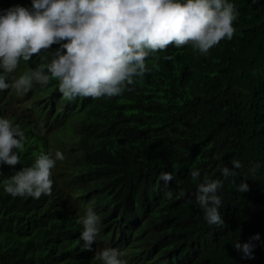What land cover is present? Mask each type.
I'll use <instances>...</instances> for the list:
<instances>
[{
    "label": "trees",
    "instance_id": "obj_1",
    "mask_svg": "<svg viewBox=\"0 0 264 264\" xmlns=\"http://www.w3.org/2000/svg\"><path fill=\"white\" fill-rule=\"evenodd\" d=\"M14 1L0 0V12L32 6ZM232 2L231 39L207 54L191 43L157 50L146 58L152 70L122 94L68 99L55 77L25 92L0 90V116L26 136L20 163L0 164V180L40 150L65 156L51 169L52 191L39 198L0 185V264H102L92 257L103 247L118 248L127 264H264V0ZM39 62L38 54L21 59L9 79ZM231 159L241 167L223 178V223L210 225L195 202L197 183L219 177ZM161 171L173 173L168 185ZM244 178L249 188L240 192ZM86 206L101 219L92 251L78 241ZM256 233L254 256L242 258L236 240Z\"/></svg>",
    "mask_w": 264,
    "mask_h": 264
},
{
    "label": "clouds",
    "instance_id": "obj_2",
    "mask_svg": "<svg viewBox=\"0 0 264 264\" xmlns=\"http://www.w3.org/2000/svg\"><path fill=\"white\" fill-rule=\"evenodd\" d=\"M237 16L232 0H32L31 8L9 6L0 12V90L25 92L34 82L45 85L55 77L59 91L68 99L116 96L137 77L150 72L146 58L169 44L179 47L191 43L195 50L207 54L221 39H231ZM53 44L58 47L49 51ZM33 54L39 55L36 67L10 80L9 74L20 72V60L29 61ZM25 139L18 124L0 116V164L20 163L19 150ZM64 159L59 149L41 151L30 165L0 180V185L13 197L39 198L52 191L51 169L56 161ZM230 165L221 167L219 177L197 183L195 202L210 225L223 223L219 190L223 178L240 168L241 161L231 159ZM200 174L199 168L190 171L194 181L200 180ZM158 179L168 185L173 173L161 171ZM236 187L240 192L247 191V179L240 180ZM77 223L82 225L80 248L92 251L101 233L100 216L86 206ZM255 239H259V233L247 242L238 238L233 247L242 258H252L251 240ZM92 258L102 264H127L115 247L96 250Z\"/></svg>",
    "mask_w": 264,
    "mask_h": 264
},
{
    "label": "bare ground",
    "instance_id": "obj_3",
    "mask_svg": "<svg viewBox=\"0 0 264 264\" xmlns=\"http://www.w3.org/2000/svg\"><path fill=\"white\" fill-rule=\"evenodd\" d=\"M32 59H33V58H32ZM34 67H35V66H34ZM19 74H21V73H19ZM29 90H30V89H29ZM32 93H33V92H32ZM72 104H74V102H72ZM68 105H69V104H68ZM78 106H80V104H79ZM25 108H26V107H25ZM72 108H73V107H72ZM66 109H67V108H66ZM67 110H68V109H67ZM69 110H70V109H69ZM24 111H25V110H24ZM62 112H64V111H62ZM66 113H67V112H66ZM89 115H90V114H89ZM44 117H45V116H44ZM65 117H66V115H65ZM41 118H42V117H41ZM75 118H76V117H75ZM62 119L64 120V117H63ZM42 121H43V118H42ZM42 121H41V125H42V123H44V121H43V122H42ZM67 123H68V122H67ZM64 124H65V123H64ZM82 127H83V125H82ZM58 128H59V127H58ZM61 128H62V127H61ZM63 128L66 129V127H63ZM50 129H51V128H50ZM65 129H64V130H65ZM67 129H68V128H67ZM80 129H81V128H80ZM59 130H62V129H56V136H57V133H58L57 131H59ZM43 131H44V130H43ZM61 132H62V131H61ZM63 132H64V131H63ZM77 132H79V131H77ZM59 134H60V131H59ZM59 134H58V135H59ZM37 139H38V138H37ZM48 140H49V139H48ZM43 141H44V140H41L40 143H41V142L43 143ZM51 142L53 143L52 140H51ZM54 143H55V141H54ZM38 144H39V142H38ZM32 146H33V145H32ZM37 146H38V145H37ZM40 146H41V145H39V149H42V147L40 148ZM30 147H31V146H30ZM34 147H35V146H34ZM35 148H36V147H35ZM39 149H38V150H39ZM34 150H35V149H34ZM35 151H36V150H35ZM40 152H41V150H40ZM40 152H38V153H40ZM36 155H37V154H36ZM33 156H34V155H33ZM33 156H32V157H33ZM90 162H91V161H90ZM72 189H73V188H72ZM78 205H79V204H78ZM80 206L83 207V205H80ZM46 224H47V223H45V225H46ZM41 226H42V225H41ZM129 226H131V224H129ZM43 227H44V224H43Z\"/></svg>",
    "mask_w": 264,
    "mask_h": 264
}]
</instances>
